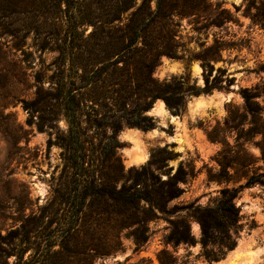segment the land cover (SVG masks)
Returning <instances> with one entry per match:
<instances>
[{"label": "rangeland", "instance_id": "obj_1", "mask_svg": "<svg viewBox=\"0 0 264 264\" xmlns=\"http://www.w3.org/2000/svg\"><path fill=\"white\" fill-rule=\"evenodd\" d=\"M83 1L81 19L90 20L95 5ZM206 2L207 9L175 12L180 56L162 54L154 75L160 80L184 77L185 85L212 88L188 95L180 112L163 99L166 112L159 111L157 99L148 110L153 128L124 124L118 134L126 169L149 166L158 148L171 151L166 165L153 168L166 179L182 165L184 192L169 202L172 212H159L139 225L122 227L88 208L79 231L69 207L55 200L66 162L59 129L46 124L48 113L40 105L31 104L38 75L44 87L51 85L67 15L56 9L43 20L42 33L28 30L26 13L0 16V264H238L234 253L247 245L256 250V263L264 264V0ZM92 29L80 26L85 36ZM208 53L211 70L203 59ZM246 91L258 107L255 124L245 108ZM201 96L206 104L197 109ZM59 125L67 126L64 119ZM133 129L142 132L148 157L131 166L127 149ZM253 175L259 181L237 197L243 217L236 246L221 259L209 260L200 242L201 224L185 206L214 204L223 187L238 186ZM182 217L195 244L168 240L172 220Z\"/></svg>", "mask_w": 264, "mask_h": 264}, {"label": "trees", "instance_id": "obj_2", "mask_svg": "<svg viewBox=\"0 0 264 264\" xmlns=\"http://www.w3.org/2000/svg\"><path fill=\"white\" fill-rule=\"evenodd\" d=\"M92 3L91 19L84 20L83 0H0V16L26 13L30 17L28 30L37 33L45 30L43 20L56 9L67 15L69 23L56 46L59 54L51 85L44 87L38 75L39 86L31 104L40 105L48 113L46 124L59 129L58 141L65 149L66 162L55 200L69 207L77 231L90 214L88 208L111 216L122 227L142 224L159 212H172L168 205L184 192L179 182H186V170L180 165L166 179L154 170L153 166L161 169L166 165L172 154L165 147L154 151L149 166L126 169L118 154L122 144L118 134L124 124L153 128L155 119L148 110L157 99L180 112L188 95L212 88L208 84L185 85L184 77L160 80L154 75L162 54L180 56L175 42V12H189L188 7L207 9L206 0ZM81 24L93 26L88 36L80 30ZM211 56L208 53L203 58L210 70L214 67ZM244 97L255 124L259 122L258 107L248 91ZM61 119L66 128L60 127ZM257 181L253 175L238 186L223 187L214 204L185 206L201 224L200 242L209 260L221 259L236 246L243 217L237 197L244 187ZM168 240L175 244L197 242L183 217L172 220Z\"/></svg>", "mask_w": 264, "mask_h": 264}, {"label": "bare ground", "instance_id": "obj_3", "mask_svg": "<svg viewBox=\"0 0 264 264\" xmlns=\"http://www.w3.org/2000/svg\"><path fill=\"white\" fill-rule=\"evenodd\" d=\"M196 70H199L196 65ZM206 104V98L199 97L195 103L196 108H201ZM157 109L162 112H166L165 103L160 100L157 104ZM131 142L133 143L127 149L128 161L133 164H139L146 160L148 157V147L143 139V134L138 129H133L128 133ZM244 247V246H242ZM256 250L253 247H244L242 250L236 251L233 256V261L238 264H258L256 263Z\"/></svg>", "mask_w": 264, "mask_h": 264}, {"label": "water", "instance_id": "obj_4", "mask_svg": "<svg viewBox=\"0 0 264 264\" xmlns=\"http://www.w3.org/2000/svg\"><path fill=\"white\" fill-rule=\"evenodd\" d=\"M160 100H161V99H160ZM162 101H163V100H162ZM163 102H164V101H163ZM164 103H165V102H164ZM152 109H154V106L152 107ZM127 164H128V165H131V166L133 165V164L130 163L128 160H127Z\"/></svg>", "mask_w": 264, "mask_h": 264}]
</instances>
